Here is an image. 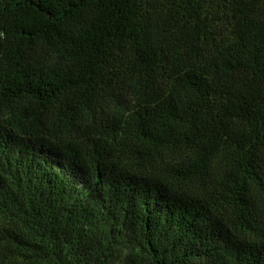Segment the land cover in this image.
Instances as JSON below:
<instances>
[{
	"label": "trees",
	"instance_id": "obj_1",
	"mask_svg": "<svg viewBox=\"0 0 264 264\" xmlns=\"http://www.w3.org/2000/svg\"><path fill=\"white\" fill-rule=\"evenodd\" d=\"M0 264H264V0H0Z\"/></svg>",
	"mask_w": 264,
	"mask_h": 264
}]
</instances>
